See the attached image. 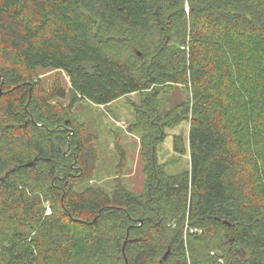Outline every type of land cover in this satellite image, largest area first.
<instances>
[{"label": "trees", "instance_id": "1", "mask_svg": "<svg viewBox=\"0 0 264 264\" xmlns=\"http://www.w3.org/2000/svg\"><path fill=\"white\" fill-rule=\"evenodd\" d=\"M38 69L69 89L45 90ZM169 84L191 94L188 169L143 155L142 193L121 178L79 189L97 154L74 105L150 92L153 153L170 123L148 112ZM168 251L161 264H264V0H0V264H160Z\"/></svg>", "mask_w": 264, "mask_h": 264}, {"label": "rangeland", "instance_id": "2", "mask_svg": "<svg viewBox=\"0 0 264 264\" xmlns=\"http://www.w3.org/2000/svg\"><path fill=\"white\" fill-rule=\"evenodd\" d=\"M37 78L45 90H48L55 81H58L66 91L70 87L68 77L62 71L38 69ZM189 91L188 85L179 84L157 88V95L153 98L157 114L149 111V118L152 123L164 120L170 125L158 134L162 138L155 139L153 153L149 150L153 144L151 141L153 137L148 130V124L141 117V114L147 111L141 102L150 92L132 94L107 106L94 105L85 100L77 102L68 119L83 125L88 134L95 136L94 147L97 154V163L91 180L82 184L79 189L94 186L110 192L116 179L121 178L130 192L142 193L146 181V162L143 155H154L156 163L163 167L168 175L187 170L189 154L186 140L191 117L190 111L186 112L187 105L190 106ZM28 99H31L30 95ZM53 103L66 107L69 103V94L64 100L55 99ZM152 135L155 136L154 133ZM174 136H180L185 143L186 151L183 154L174 152L172 146ZM116 144L125 155V162L121 167L118 166Z\"/></svg>", "mask_w": 264, "mask_h": 264}, {"label": "water", "instance_id": "3", "mask_svg": "<svg viewBox=\"0 0 264 264\" xmlns=\"http://www.w3.org/2000/svg\"><path fill=\"white\" fill-rule=\"evenodd\" d=\"M32 165H33V163L31 162V163L26 164L25 167H31ZM125 244H126V241L124 242V246H125ZM123 248H124V247H123ZM168 254H169V251L166 252V253L164 254V256L162 257V259H161V261H160V264H161L164 260H166Z\"/></svg>", "mask_w": 264, "mask_h": 264}]
</instances>
